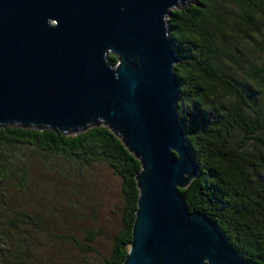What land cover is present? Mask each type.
Listing matches in <instances>:
<instances>
[{
  "label": "water",
  "instance_id": "water-1",
  "mask_svg": "<svg viewBox=\"0 0 264 264\" xmlns=\"http://www.w3.org/2000/svg\"><path fill=\"white\" fill-rule=\"evenodd\" d=\"M186 1L0 0V124L74 131L103 122L139 160L119 264H250L176 190L197 166L175 109L165 15Z\"/></svg>",
  "mask_w": 264,
  "mask_h": 264
},
{
  "label": "trees",
  "instance_id": "trees-1",
  "mask_svg": "<svg viewBox=\"0 0 264 264\" xmlns=\"http://www.w3.org/2000/svg\"><path fill=\"white\" fill-rule=\"evenodd\" d=\"M165 19L176 54L175 109L197 166L176 190L248 263L264 264V62L256 61V50H264V0H187L170 7ZM107 60L117 58L108 52ZM14 143L111 167L120 181L122 226L103 264H119L130 241L139 160L103 122L74 131L0 124V148ZM18 163L0 150V180ZM24 164L16 170L21 179Z\"/></svg>",
  "mask_w": 264,
  "mask_h": 264
},
{
  "label": "rangeland",
  "instance_id": "rangeland-1",
  "mask_svg": "<svg viewBox=\"0 0 264 264\" xmlns=\"http://www.w3.org/2000/svg\"><path fill=\"white\" fill-rule=\"evenodd\" d=\"M256 55L260 65L264 50ZM0 150L22 162L0 180V264H103L122 226L120 181L111 167L98 159L79 164L27 144ZM21 164L23 179L16 171Z\"/></svg>",
  "mask_w": 264,
  "mask_h": 264
}]
</instances>
